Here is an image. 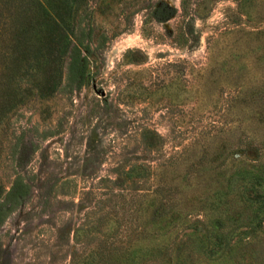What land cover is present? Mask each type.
I'll use <instances>...</instances> for the list:
<instances>
[{
  "label": "rangeland",
  "instance_id": "obj_1",
  "mask_svg": "<svg viewBox=\"0 0 264 264\" xmlns=\"http://www.w3.org/2000/svg\"><path fill=\"white\" fill-rule=\"evenodd\" d=\"M34 1L0 0V264H264V0Z\"/></svg>",
  "mask_w": 264,
  "mask_h": 264
},
{
  "label": "trees",
  "instance_id": "obj_2",
  "mask_svg": "<svg viewBox=\"0 0 264 264\" xmlns=\"http://www.w3.org/2000/svg\"><path fill=\"white\" fill-rule=\"evenodd\" d=\"M84 0H72L70 1V8L73 13L78 9L81 2ZM38 6V9L48 12L43 1H34ZM72 5V6H71ZM66 34L69 36L66 45L63 48V56L67 57L65 63V81L69 86L80 85L83 83L86 76V54H82V51L88 52V43L90 40V30L84 31L79 25H75V28L71 25L68 27ZM86 41V43H84ZM27 192V185L23 183L22 178L16 176L9 189L4 193L2 200H0V223L5 216L12 211L20 202L22 196Z\"/></svg>",
  "mask_w": 264,
  "mask_h": 264
}]
</instances>
